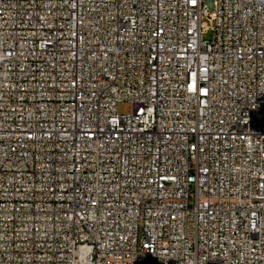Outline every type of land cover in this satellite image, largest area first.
Returning a JSON list of instances; mask_svg holds the SVG:
<instances>
[{
  "label": "built area",
  "instance_id": "built-area-1",
  "mask_svg": "<svg viewBox=\"0 0 264 264\" xmlns=\"http://www.w3.org/2000/svg\"><path fill=\"white\" fill-rule=\"evenodd\" d=\"M0 264H264V0H0Z\"/></svg>",
  "mask_w": 264,
  "mask_h": 264
},
{
  "label": "rangeland",
  "instance_id": "rangeland-1",
  "mask_svg": "<svg viewBox=\"0 0 264 264\" xmlns=\"http://www.w3.org/2000/svg\"><path fill=\"white\" fill-rule=\"evenodd\" d=\"M211 36H212L211 33H207V34L204 35V38L210 39ZM116 110H117V113L124 114V113H129L131 108H130V106L127 103H119L117 105Z\"/></svg>",
  "mask_w": 264,
  "mask_h": 264
}]
</instances>
